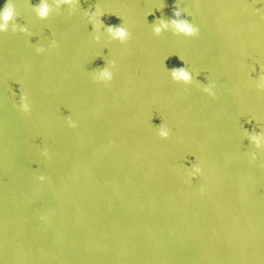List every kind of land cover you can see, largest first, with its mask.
<instances>
[{"label":"water","instance_id":"obj_1","mask_svg":"<svg viewBox=\"0 0 264 264\" xmlns=\"http://www.w3.org/2000/svg\"><path fill=\"white\" fill-rule=\"evenodd\" d=\"M8 3L0 264H264V0Z\"/></svg>","mask_w":264,"mask_h":264},{"label":"clouds","instance_id":"obj_2","mask_svg":"<svg viewBox=\"0 0 264 264\" xmlns=\"http://www.w3.org/2000/svg\"><path fill=\"white\" fill-rule=\"evenodd\" d=\"M67 3H72L73 0H65ZM76 3H79V0H75ZM36 11L38 15L41 18H44L47 16V14L50 11V6L47 3V0H41L40 5L35 6ZM89 17V20L93 24V28H96L100 24H104L101 20V17L105 14L99 5L95 6V10H88L86 11ZM14 15V7L11 3L6 4L4 10L0 12V30H5L7 27V22L13 17ZM173 16L176 17V19H171L169 22L173 26L176 32L182 33L185 36L193 37L196 36L199 33V27L192 24L189 20L180 18L181 17V11L178 8V6L175 4L174 10H173ZM159 24H155L154 22V31L156 34H159L162 29H167L169 26V22H166L163 18H158ZM108 32L115 38H118L121 42H125L130 37L129 30L123 26L121 23L120 25H104ZM23 30V29H22ZM170 71L173 73V75L177 78H183L185 81H188L190 79V76L186 72L184 68H172ZM103 75L109 76L110 74L108 72H104ZM207 90V89H206ZM161 135L167 136L168 132L161 128Z\"/></svg>","mask_w":264,"mask_h":264}]
</instances>
